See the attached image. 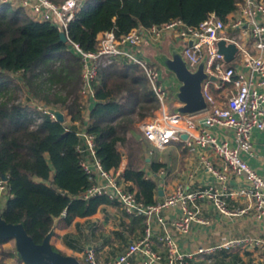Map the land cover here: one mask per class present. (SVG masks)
<instances>
[{
  "label": "trees",
  "instance_id": "16d2710c",
  "mask_svg": "<svg viewBox=\"0 0 264 264\" xmlns=\"http://www.w3.org/2000/svg\"><path fill=\"white\" fill-rule=\"evenodd\" d=\"M240 2L86 0L69 22L68 34L82 49L93 51L100 32L112 31L119 36L172 18L198 25L210 12L226 21V15ZM16 81L37 102L65 110V121L54 120L20 101L17 92L22 86ZM81 86V62L61 40L60 30L47 21L32 20L21 8L0 3V176L7 177L11 193L0 214L7 222L22 223L36 243L42 241L56 218L70 224L112 203L103 195L78 197L90 185L75 148L77 129L84 123ZM211 92L216 101L222 100L218 91ZM93 96L87 129L95 135L102 165L107 169L117 166L125 150L129 167L124 176L136 185L137 199L146 204L155 202L156 182L144 178L140 168L144 158L136 124L154 117L159 106L144 71L124 59L114 60L100 68ZM157 167L152 164L154 170ZM135 227L143 228L142 218L133 220L130 231ZM9 240L0 238V264L11 257L21 264L13 248L3 247Z\"/></svg>",
  "mask_w": 264,
  "mask_h": 264
},
{
  "label": "built area",
  "instance_id": "2783aa9c",
  "mask_svg": "<svg viewBox=\"0 0 264 264\" xmlns=\"http://www.w3.org/2000/svg\"><path fill=\"white\" fill-rule=\"evenodd\" d=\"M85 1L0 0V3L21 8L32 20L47 21L57 27L66 37L64 42L68 50L81 62L82 86L79 98L86 116L83 125L77 129L79 141L75 148L90 185L78 197L88 199L103 195L118 205L125 215L143 218L145 221L143 235L128 243L123 253L110 264H155L162 259L165 264H188L194 253L181 251L169 229L182 235L188 233L192 221L197 220L196 211L192 209L197 201L206 200L226 215H242L252 209L257 217H264V177L250 167L242 155L252 153V132L264 130V93L261 90L264 86V0H241L238 7L226 15V21L210 12L198 25H187L179 18H172L160 24L134 28L119 36L112 31L100 32L97 35V48L93 51L82 49L68 34L69 22L81 11ZM167 32L186 41L194 39L182 52L189 66L193 67L206 52V71L217 78V81L207 79L203 83V94L209 106L199 123L189 116L168 110L170 89L158 66L143 53L142 46L145 43L156 46L162 42L161 39ZM220 40L226 45L234 44L236 48L228 61L219 52L217 43ZM117 59L138 65L144 71L158 100L159 106L154 117L138 124L143 139L157 149L164 148L171 141L183 140L190 150L202 153L209 151L221 163L220 169L206 163L207 170L215 177L214 181L195 189L178 183L163 198L146 204L137 199L135 189L127 188L129 181L124 176L128 169L126 157H121L115 167L107 169L102 165L97 156L95 135L87 129L90 121L87 112L90 109L88 105L94 102L93 82L100 68ZM212 89L222 91L225 103L222 100L216 101ZM37 108L56 120L48 110L49 106L38 105ZM196 124H199L197 132H191L189 127ZM212 127L231 131L233 143L220 138L211 130ZM182 133H187L185 139L181 138ZM229 174L241 177L245 185L230 188ZM165 176V169L144 172V178L153 179L159 185L165 182ZM10 195L8 179L1 175L0 208ZM238 196H244L249 204L229 210L226 198ZM176 206L179 207L178 215L174 219L167 218L165 210ZM154 220L164 230L155 236V240L165 247V257L153 248ZM232 243L233 241L226 242L222 246L229 248ZM213 249L214 247H200L197 253L208 254ZM135 254L143 256L140 263L130 261ZM82 264H100L93 247L84 251Z\"/></svg>",
  "mask_w": 264,
  "mask_h": 264
},
{
  "label": "crops",
  "instance_id": "0c3cea01",
  "mask_svg": "<svg viewBox=\"0 0 264 264\" xmlns=\"http://www.w3.org/2000/svg\"><path fill=\"white\" fill-rule=\"evenodd\" d=\"M166 39L173 43L178 40L174 33L167 32L162 37L160 44L153 46L145 43L142 46L144 55L146 56L145 49L147 47L161 49ZM162 77L169 87V80L173 78L172 75L165 77L162 74ZM261 90L264 93V86ZM216 91H218L223 103H225L226 100L222 95V91ZM170 94L171 99L167 104L169 111L179 105L173 99L171 89ZM91 106L92 104L90 103L88 108ZM205 115L206 112H202L189 116V118L199 123L200 119ZM140 122L136 123L137 126ZM198 128L199 124H196L193 127L190 126L189 130L197 132ZM211 130L217 133L220 138L227 139L233 143L231 131L218 127H212ZM251 137L252 153L250 155L242 153V155L249 166L264 177V130H254ZM141 147L142 152L140 155L144 158V161L140 164V168L144 172L147 170L156 172L161 169L166 171L165 182L160 185L156 182V200L163 198L178 183L184 184L189 189H195L206 182L214 181L215 177L207 170L206 163H209L215 169H220L221 167V163L212 153L209 151L202 153L190 150L183 140L171 141L162 149H157L145 140L141 142ZM122 153V157L127 158L129 167V155L123 151ZM155 163L158 165L156 170L152 168V164ZM31 177L38 180L35 175ZM128 181L127 188L136 190V185L132 181ZM228 185L230 188L235 189L243 187L245 182L241 177H234L229 174ZM159 190L160 193L158 192ZM226 203L227 208L232 211L236 207H246L249 201L244 196H238L226 198ZM108 209H118L122 215L113 222L107 221L105 223L102 219L99 220V213ZM192 209L196 211L197 220L192 221L188 233L182 235L173 229H169L181 251L194 253L188 264H264V217H257L252 209L242 215H226L219 212L206 200L197 201ZM178 213L179 207L176 206L165 210L164 215L169 219H174ZM134 219L125 215L118 205L114 203L103 204L93 215L75 218L70 224L60 218H56L53 224L54 234L50 242L61 253L76 256L81 264L83 263V255L86 248L93 247L99 263L110 264L123 253L128 243L143 235L145 228L143 218V228L135 227L130 231ZM200 220H205L206 222L202 223ZM152 231L154 238L153 248L165 257V247L155 240V236L164 232V230L155 220L152 224ZM232 241L233 243L229 248L222 246L224 243ZM200 247H214V249L208 254H201L197 253ZM13 249L15 250V247ZM142 258V255L135 254L130 258V261L140 263ZM6 264H16V259L13 257L7 258ZM21 264L24 263L22 262ZM155 264H165V260L162 259Z\"/></svg>",
  "mask_w": 264,
  "mask_h": 264
},
{
  "label": "water",
  "instance_id": "95a60500",
  "mask_svg": "<svg viewBox=\"0 0 264 264\" xmlns=\"http://www.w3.org/2000/svg\"><path fill=\"white\" fill-rule=\"evenodd\" d=\"M60 38L64 42L66 37L60 32ZM194 39L186 41L178 38L176 43L166 39L161 49L147 47L145 54L157 65L163 76L172 75L169 80V87L172 97L179 105L172 108V113H179L185 116H193L207 111L208 102L203 94V83L207 79L217 81L206 71L207 54L204 52L201 59L190 67L183 55V49L190 45ZM219 52L224 55L225 60H230L236 50L234 44H225L223 40L217 43ZM48 110L59 122L65 121L64 112L55 107ZM187 133H182L181 138L185 139ZM160 193V190L158 191ZM54 234L53 227L45 234L40 243L34 242L25 231L22 223L7 222L0 214V238L13 239L16 255L24 264H81L74 255L64 254L52 248L51 237Z\"/></svg>",
  "mask_w": 264,
  "mask_h": 264
},
{
  "label": "rangeland",
  "instance_id": "374dc122",
  "mask_svg": "<svg viewBox=\"0 0 264 264\" xmlns=\"http://www.w3.org/2000/svg\"><path fill=\"white\" fill-rule=\"evenodd\" d=\"M16 83H18V85H21L20 84V81H16ZM17 97H18V99L20 101H22L25 104H29L32 107H37L38 105H45L43 102H37L35 99H33L32 96L27 91L26 87H23V86H22V89L17 92ZM49 107H54V106H49ZM55 108H58V107H55ZM62 111L65 114V110H62ZM139 139L141 140V142H144L145 141L141 137V133H140V138ZM123 151H125V150H123ZM99 214H100L99 215V217H100L99 220L102 219L105 223L107 221L108 222H110V221L113 222L115 219L118 220V217H120L122 215L118 209L103 210ZM102 237H105V236H102ZM3 247L6 248V249L14 248L15 247L14 241L13 240H9L8 242H6V243L3 244Z\"/></svg>",
  "mask_w": 264,
  "mask_h": 264
}]
</instances>
